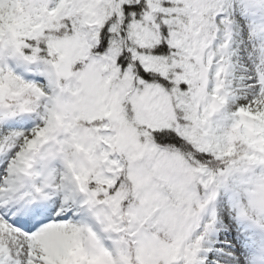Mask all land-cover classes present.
I'll list each match as a JSON object with an SVG mask.
<instances>
[{
	"label": "snow or ice",
	"instance_id": "obj_1",
	"mask_svg": "<svg viewBox=\"0 0 264 264\" xmlns=\"http://www.w3.org/2000/svg\"><path fill=\"white\" fill-rule=\"evenodd\" d=\"M0 264H264V0H0Z\"/></svg>",
	"mask_w": 264,
	"mask_h": 264
}]
</instances>
